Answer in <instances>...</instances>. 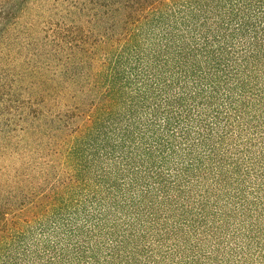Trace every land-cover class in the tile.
Wrapping results in <instances>:
<instances>
[{"label": "trees", "instance_id": "obj_1", "mask_svg": "<svg viewBox=\"0 0 264 264\" xmlns=\"http://www.w3.org/2000/svg\"><path fill=\"white\" fill-rule=\"evenodd\" d=\"M0 0V264H264V0Z\"/></svg>", "mask_w": 264, "mask_h": 264}, {"label": "rangeland", "instance_id": "obj_2", "mask_svg": "<svg viewBox=\"0 0 264 264\" xmlns=\"http://www.w3.org/2000/svg\"><path fill=\"white\" fill-rule=\"evenodd\" d=\"M51 3L52 0H40L32 4L31 10L28 12L29 14L27 15L25 20H33V18L31 17L32 14H34V20H36L35 15H39L40 10L47 9L48 7H50Z\"/></svg>", "mask_w": 264, "mask_h": 264}]
</instances>
